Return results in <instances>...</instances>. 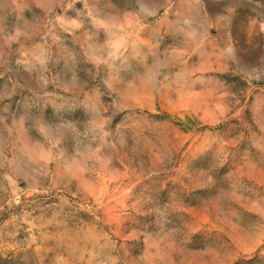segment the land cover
<instances>
[{"label": "rangeland", "instance_id": "374dc122", "mask_svg": "<svg viewBox=\"0 0 264 264\" xmlns=\"http://www.w3.org/2000/svg\"><path fill=\"white\" fill-rule=\"evenodd\" d=\"M0 264H264V0H0Z\"/></svg>", "mask_w": 264, "mask_h": 264}]
</instances>
